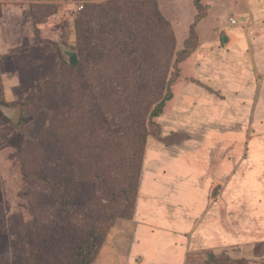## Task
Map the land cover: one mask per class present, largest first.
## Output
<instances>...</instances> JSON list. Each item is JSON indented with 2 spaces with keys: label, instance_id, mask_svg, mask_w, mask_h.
<instances>
[{
  "label": "rangeland",
  "instance_id": "1",
  "mask_svg": "<svg viewBox=\"0 0 264 264\" xmlns=\"http://www.w3.org/2000/svg\"><path fill=\"white\" fill-rule=\"evenodd\" d=\"M87 17L94 44L81 52L79 23ZM64 49L77 54L75 64L86 56L89 63L72 68ZM135 63L141 70L127 92L119 81L135 82L128 74ZM60 74L52 96L41 94V84ZM105 77L108 84H98ZM171 80L173 99L152 119ZM1 103L22 108L25 121L13 127L0 113V264H62L73 254L68 233L36 247L24 193L31 169L23 170L20 144L40 142L27 159L38 173L45 147L56 145L45 137L53 122L60 143L76 136L84 148L74 202L86 206L83 195L98 186L96 202L113 226L94 264H264V0H0ZM138 164L134 197L122 209L117 200ZM183 184L209 202L189 232L176 226L190 214L175 202ZM145 201L173 212L162 219ZM121 210L125 216L112 219Z\"/></svg>",
  "mask_w": 264,
  "mask_h": 264
},
{
  "label": "trees",
  "instance_id": "2",
  "mask_svg": "<svg viewBox=\"0 0 264 264\" xmlns=\"http://www.w3.org/2000/svg\"><path fill=\"white\" fill-rule=\"evenodd\" d=\"M157 14L158 17L161 18V20L158 18L160 20L159 23L167 25V21L159 13ZM123 15V13L117 12L116 18H120ZM89 20L90 19L87 17V20L82 19L79 23V28L81 27V30L79 31L81 34V36H79V45H81L82 43L80 47L81 52L90 51V47H93L92 45L94 44L92 43L91 45L93 35L92 29L89 27ZM122 26L125 27L124 25ZM99 36L102 37V39H100V42L104 43L105 37H103L102 34H100ZM182 53H186V51H183ZM86 57L85 59L83 58V63L71 64V67H84L85 62L87 64L89 63V59L87 60ZM181 62L182 59L178 61V63ZM92 64L93 67H98L100 63L98 64V62H93ZM140 70L141 66L138 65V63H135L134 65L129 67L128 72L129 75L133 76V78L131 79L135 80V82L132 81L131 83H129L130 78L125 79V77L123 78V80L119 81L125 82H123V85H125L123 88L126 89L127 92L130 90H135L134 88H136V79H138L136 73H138ZM62 77L64 76L60 74V76L54 77L52 80L42 83L40 89L41 94L45 92V95H48V97L52 96L49 88L51 86H58L59 83L63 80ZM100 82L108 84L109 81L108 78L105 77L102 81H99L98 84H100ZM166 82L168 84L164 82V85H162L161 87L166 90V95L158 104H156L154 110L151 113L152 119L159 117L163 113L166 102L171 101L173 99V94L170 88L172 80ZM98 89L99 91H101L99 87ZM46 91L49 92L47 93ZM90 97L93 98L96 97V95H91ZM2 106H14L13 108H16V106L8 103L0 104L1 116L6 121H8L10 125H12L13 127H18L24 123L25 118L22 108L19 107V109L21 110V115L19 121L15 122L4 114ZM82 114L84 116H87L86 111H84ZM55 120L56 119L54 118L53 121ZM55 128L56 126L54 122L51 123V126L48 129V135L46 134L45 137L53 136V140H51L54 141L56 145H52L51 147H49V145L51 144L50 143L47 147H45V150H47L48 152L43 153V155H45L43 156L44 164L38 173H36L35 171L37 166L33 165L34 163H30V161L28 162L27 159L30 155V150L32 148L34 149L38 145V143L40 144V142L32 143L30 142V140L24 139L21 142L19 149L20 161L22 163L23 170L25 169V165L30 166L31 169V171L27 169L28 175L25 173L28 180L27 185L24 188V193L26 198L32 201L31 210L35 219V226L37 232L36 247H38L39 249L41 247L40 242L42 241L48 243L51 241V239L59 238V233H68L69 236L75 237L74 249L73 254L70 253L68 256H66L64 258V261H62V264H94L100 252L104 248L105 241L108 235L107 232L110 231L113 226L110 225V219L104 212V209H106V207H103L101 203L96 202L97 197L95 196V189L98 186L94 185V189H88V193L89 191H92L93 195H83L86 196L85 199L88 201L86 206L81 205V207H79V205L74 202V199L80 197L82 193V191L80 190V188L82 187V183L80 182L83 180L84 173L83 166L81 164V156L83 154L84 148L82 142H78V138L76 136L67 139V137L64 135L63 137L65 138L64 140H62L64 143H60L61 138L58 137L59 134L56 135L54 133L56 131ZM60 136H62L61 133ZM148 136L149 135L147 134L143 137L144 144L142 145H146V140ZM143 151L140 152V155H138V160L142 159L141 155ZM58 152H60L61 155L64 154L63 156L67 158V162L65 163V165H68V171H71L68 172V174H66V172H63V162H61L58 158ZM86 157L89 160L90 167H92L94 165V156L86 155ZM92 171L93 170H91V172ZM138 171L139 164L138 168L136 169V172L129 177L127 183L128 190L124 192L126 196H122L123 198L120 196L117 200L119 207L122 206V209L125 205H128L130 202L125 198L129 195V198H131V196L134 197L135 188L134 186L131 187L130 181L132 180V178L134 179V176L137 174ZM94 177L96 181H100L99 174L94 175ZM76 178L78 182L73 187L70 184L75 181ZM100 183L101 182L97 184L100 185ZM125 212H123V210H121V213L117 211V213L113 215L112 219L119 218L120 216V218L124 217ZM50 228L52 230L48 231ZM39 253L42 255V252ZM64 253L65 249H63V252L61 250L60 254L64 255Z\"/></svg>",
  "mask_w": 264,
  "mask_h": 264
},
{
  "label": "crops",
  "instance_id": "3",
  "mask_svg": "<svg viewBox=\"0 0 264 264\" xmlns=\"http://www.w3.org/2000/svg\"><path fill=\"white\" fill-rule=\"evenodd\" d=\"M162 185H160V186L157 185L155 187H156V189L162 191V187H163ZM184 185L185 184H183L180 187L177 186L176 187L177 189L174 190L175 197H176L175 202L178 203L177 208H179V206H180V208L183 211L190 212V214H188L187 216H182V218H181L182 220L177 221L176 223H178V225H176V226H178L179 228L181 227V228L185 229L186 232H189L193 228V226L195 225V224H193V221L197 220L199 217H201V215H203L205 213L206 209L208 208L209 202L205 199V197H204L205 195H203V196L198 195L199 196V198H198V196H196L197 194H195L197 192L196 190H193L192 192L189 193V188L191 186L193 187V185H194L193 182H190L191 186L189 188H187V186L189 184H187L186 187H184ZM186 192L189 193L190 195L189 196L186 195ZM145 202H147L148 206H152L154 208V210L153 209L151 210V213L152 212L156 213L158 211L159 215L157 213L156 214L158 217L159 216L162 217V219L165 218L164 211H167V212L169 211V213L173 212L171 209L165 210V207L162 204L160 206V204L154 203L153 201H145ZM211 224H212V221H211ZM216 228H217V226H216ZM212 229H215V228L212 227ZM215 236H216V239H218V241H219L220 240L219 234L216 233ZM223 239L224 240H232V239L234 240L235 238L232 236H228V237H225ZM148 243H150V241L147 242V245H149ZM137 244L138 243H136V245ZM142 247L146 248L145 242L143 243ZM146 249H148V248H146ZM177 252L179 255L186 254L182 249H178ZM146 257H147V259L152 258V257H148V256H146ZM146 257L145 256L143 257V261H145ZM179 259H180V257H179ZM148 261H149V259H148ZM149 263H152V261H150ZM181 263H179V264H181Z\"/></svg>",
  "mask_w": 264,
  "mask_h": 264
},
{
  "label": "water",
  "instance_id": "4",
  "mask_svg": "<svg viewBox=\"0 0 264 264\" xmlns=\"http://www.w3.org/2000/svg\"><path fill=\"white\" fill-rule=\"evenodd\" d=\"M64 54L68 56L70 64H75L78 62V56L74 52H70L67 49H64ZM2 110L6 116L12 119L15 122L19 121L21 110L19 108L6 107L2 106Z\"/></svg>",
  "mask_w": 264,
  "mask_h": 264
},
{
  "label": "built area",
  "instance_id": "5",
  "mask_svg": "<svg viewBox=\"0 0 264 264\" xmlns=\"http://www.w3.org/2000/svg\"><path fill=\"white\" fill-rule=\"evenodd\" d=\"M231 24H232V25H236V24H237V20L232 19V20H231Z\"/></svg>",
  "mask_w": 264,
  "mask_h": 264
}]
</instances>
